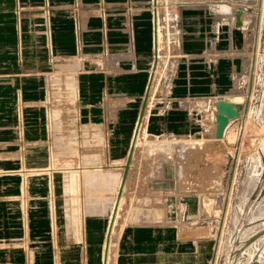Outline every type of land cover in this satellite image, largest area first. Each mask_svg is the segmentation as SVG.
Listing matches in <instances>:
<instances>
[{
  "label": "rangeland",
  "instance_id": "obj_1",
  "mask_svg": "<svg viewBox=\"0 0 264 264\" xmlns=\"http://www.w3.org/2000/svg\"><path fill=\"white\" fill-rule=\"evenodd\" d=\"M45 1L21 2L14 8L16 18L22 17L28 24V31L23 33L18 28L14 35L8 72L12 77L39 74L44 86L40 104L50 131L46 143H51L52 153L53 148L56 150L53 139L57 129L58 135L66 139L73 130L76 136L79 123L87 120L81 117L79 122L77 107L83 101L80 95L84 73L89 69L101 71L105 77L107 126L116 122L118 111L132 105L136 108L142 102L154 66L150 63L152 46L148 50L142 41V30H148L150 39L153 38L157 12L163 39L159 79L142 129L144 137L128 171L116 227L119 230L126 223L122 218H146L155 231L169 229L170 251L161 252L162 264H216L240 157L254 152L264 137L259 123L249 115L263 0ZM53 24L57 41L53 39ZM28 41L33 53L41 56L43 71L25 70L21 65ZM94 86L92 83L93 89ZM222 98L236 100L242 110L228 122L229 132L226 133V126L223 136L218 138L216 101ZM18 113L22 139L21 107ZM93 116L88 117L92 128L85 138V148L80 149L88 153L93 150L92 145L102 142L111 156L113 141L109 134L93 137L97 133ZM65 143L60 150H66ZM23 146L21 168L7 171L26 168L22 165ZM78 148L76 145L74 165L80 162ZM63 158L55 156L53 165L56 167L59 162L66 166ZM81 166L76 170L80 184L74 189L70 181L68 188L74 193L80 188L82 170L88 168ZM4 171L0 167V173ZM114 173L100 170L89 177L91 181H115V190L110 192L114 195L112 205L119 180ZM80 193L74 205H81ZM119 260V251H114L111 264H120Z\"/></svg>",
  "mask_w": 264,
  "mask_h": 264
},
{
  "label": "crops",
  "instance_id": "obj_2",
  "mask_svg": "<svg viewBox=\"0 0 264 264\" xmlns=\"http://www.w3.org/2000/svg\"><path fill=\"white\" fill-rule=\"evenodd\" d=\"M29 1L0 0V167L5 169L0 173V264H100L109 217L114 209V195L110 192L115 190V181H91L89 177L96 172L100 173V170H113L114 177L119 179V185L123 175L122 159L127 153L142 102L136 108L132 105L118 111L116 122L107 126L105 77L103 72L89 69L84 73V89L80 95L83 101L77 107V112L81 115L79 122L81 117L84 121L87 120L79 123L77 139L74 130L65 139L58 135L57 129L53 139L56 150L53 148L52 153L51 143H46L50 139V132L44 122L40 104L43 101L44 86L39 74L24 73L12 77L8 72L14 49V35L18 34V28L23 33L28 31V24L22 17L16 18L14 8L21 2ZM52 31L55 41L58 37L54 24ZM142 39L150 50L152 37L150 39L148 30H142ZM86 41L90 43V36L86 37ZM29 44V41L25 42V57L21 65L25 70L31 68L43 71L41 56L33 53ZM21 54L22 48L20 58ZM92 83L95 84L94 89L91 87ZM119 85H122L121 78ZM146 90L147 88L145 93ZM19 107L23 116L22 139L19 136ZM90 115H94L96 119L94 130L97 133H93V137H106L108 133L109 140L113 141L111 148L116 153L112 157L114 160H111L110 154L108 156L106 145L102 142L97 146L92 145L93 150L88 153L85 149H80L85 148V138L92 128L88 122ZM154 126L152 124L151 128ZM114 128L115 133L112 132ZM64 143L66 150H60ZM22 145L27 166L45 167L49 162L53 166L50 172L27 177L31 197L29 195L25 213L22 210V174L7 172V169L21 168ZM76 145L80 150L78 165L88 168L82 170L80 188L74 193L68 188L72 174L78 170V165H74ZM55 156L58 159L66 157L61 160H66L67 165L57 162L55 167ZM110 161L112 165L107 164ZM79 192L81 205H74ZM122 219L127 221L120 237V264H162L159 258L161 252L170 251L169 229L155 231L143 217L137 220ZM171 257L172 255H168V258Z\"/></svg>",
  "mask_w": 264,
  "mask_h": 264
},
{
  "label": "water",
  "instance_id": "obj_3",
  "mask_svg": "<svg viewBox=\"0 0 264 264\" xmlns=\"http://www.w3.org/2000/svg\"><path fill=\"white\" fill-rule=\"evenodd\" d=\"M259 33V54L256 58L257 70L253 87L254 91L250 100L249 115L250 118L259 123L264 133V0ZM154 47L156 48L155 41ZM156 61L157 58H155ZM152 77L153 73L150 75L141 107L139 123L124 165V172L116 197L107 240L110 238L109 231L112 228L128 176L136 137L140 128L139 124L146 108ZM216 109L215 136L220 138L223 136L229 120L239 116L242 105L226 99H219L216 101ZM215 257L216 264H264V137L254 152L240 157L231 199L228 203V212L223 225L221 241Z\"/></svg>",
  "mask_w": 264,
  "mask_h": 264
},
{
  "label": "bare ground",
  "instance_id": "obj_4",
  "mask_svg": "<svg viewBox=\"0 0 264 264\" xmlns=\"http://www.w3.org/2000/svg\"><path fill=\"white\" fill-rule=\"evenodd\" d=\"M45 3L47 4V0L45 1ZM260 7H261V5H260ZM224 9H225V7H224ZM262 9V8H261ZM260 12H261V10H260ZM261 18V17H260ZM238 27V26H237ZM162 36H161V26H160V24H159V18H158V14H157V12H156V14H155V25H153V38H152V51H153V58L152 59H150V63L152 64V63H154L155 62V58H157V61L155 62V65H154V67L152 68V73H153V77H152V83H151V86H150V89H149V93H148V99H147V104H146V108H145V110H144V113H143V117H142V120H141V123L139 124L140 125V128H139V132H138V134H137V137H136V144H135V149H136V147H137V145L138 144H140V142L142 141L141 139H142V135H143V133H142V129H143V126H145L146 124H144V122L146 123V120L148 119V117H149V113H150V100H151V98H153L152 96L154 95V93H155V88H156V84H157V81H158V79H159V75H158V67H159V63H160V61H161V57H162V55H161V52H162ZM154 41L156 42V48L154 47ZM156 49V50H155ZM155 50V51H154ZM151 75V74H150ZM150 77V76H149ZM146 86V85H145ZM147 88V87H146ZM145 93V92H144ZM145 96V95H144ZM223 99V98H222ZM225 99V98H224ZM237 99H240V101H242L241 99L242 98H237ZM226 100H228V101H232L233 103H235V104H237V102H236V100H229V99H227L226 98ZM142 103H143V101H142ZM142 106V105H141ZM215 107V106H214ZM207 110H208V108H207ZM216 111H217V109H216ZM140 112H141V108H140V110H139V113H138V116H137V118H136V120H135V124H134V131H133V133H132V136H131V140H130V142H129V145H128V148H127V153H126V155H125V157H124V159H122L123 160V162H122V166H123V168H124V165H125V163H126V160H127V158H128V152L130 151L129 149L131 148V142H132V138H133V136H134V133H135V131H136V127H137V125H138V123H139V117H140ZM217 113V112H216ZM216 113H215V120H216ZM133 116V115H132ZM237 118V117H236ZM235 118H231L229 121H230V123H231V121H233ZM49 125V124H48ZM50 128V127H49ZM229 130H230V124L227 126V128H226V133L227 132H229ZM50 132V131H49ZM146 131L144 130V133H145ZM146 136V135H145ZM143 137H144V135H143ZM144 139V138H143ZM200 141H202V140H200ZM199 142V141H198ZM139 146V145H138ZM112 147H114V145L112 146ZM122 150H124V149H122ZM135 151V150H134ZM119 152V151H118ZM116 153H115V151H114V149L112 148V152H111V160H114V159H112V157L115 155ZM120 155V154H119ZM51 156V155H50ZM24 157V164L22 163V165H24V166H26V168H24L23 170L21 169V170H19V171H12L11 170V172H19V173H21L22 174V182H21V193H22V195H23V197H22V204H23V206H22V210H23V212L25 213L26 212V209H27V202H28V197H29V195H30V193H29V191H28V188H27V184H28V182H27V177L29 176V175H35L36 173H41V172H45V171H51V169H52V167H51V163L49 162V165H47V166H45V167H33V168H27V165H26V157L25 156H23ZM53 157V156H52ZM133 157H134V153H133V156H132V161H134V159H133ZM50 158V157H49ZM23 159V158H22ZM52 159V158H51ZM116 160V159H115ZM118 160V159H117ZM119 160H120V158H119ZM118 160V161H119ZM22 161V162H23ZM52 161H53V159H52ZM132 161H131V165H132ZM82 163V162H81ZM131 165H130V167H131ZM23 166V167H24ZM78 167V166H77ZM76 167V168H77ZM82 167V166H81ZM80 167V168H81ZM85 166H83V168H84ZM14 170V169H13ZM79 170V169H78ZM77 170V171H78ZM80 170H82V169H80ZM77 171H74V173L72 174V176H71V184H73V187H74V189H76V187H77V185H78V183L80 184V175H79V173H77ZM8 172V171H7ZM79 172H81V171H79ZM130 172V171H129ZM52 173V172H51ZM82 175V174H81ZM129 177L127 176V179H128ZM127 179H126V182H125V184H124V188H123V193H122V196H121V199H120V202H119V206H118V210H117V213H116V216L114 217V222H113V224H112V228H111V230L109 231V233H110V238H109V240H107V234H108V230H109V227H110V223H111V217H112V214L110 215V217H109V221H108V226H107V234H106V239H105V241H104V243H103V245H102V254H101V263L100 264H111V262H112V259H113V253H114V251H115V253H117L119 250H118V245H119V238L121 237V234H122V231H123V229H124V227H123V225L121 226V228L119 229V230H117V227H116V225H117V221H118V217L120 216L119 214H120V208L122 207V205H123V201H124V191H125V189H126V185H127ZM121 183V182H120ZM120 183H119V185H118V190H119V187H120ZM76 185V186H75ZM79 188V187H78ZM72 190H73V188H72ZM30 197H31V195H30ZM133 198V197H132ZM211 201V200H210ZM115 202H116V200L114 201V204H113V206H115ZM122 204V205H121ZM208 208V207H207ZM114 210V209H113ZM122 210V209H121ZM113 212V211H112ZM127 213V212H126ZM52 220V219H51ZM26 221V220H25ZM71 225V224H70ZM200 231V230H199ZM116 235L118 236L117 238H115L116 237ZM116 245V249L115 250H113V246H115ZM115 255V254H114ZM116 256V255H115ZM198 256H199V254H198ZM201 256H202V254H201ZM203 257V256H202ZM206 259V258H205ZM116 261V260H115Z\"/></svg>",
  "mask_w": 264,
  "mask_h": 264
}]
</instances>
